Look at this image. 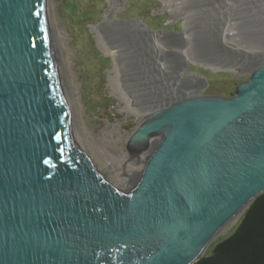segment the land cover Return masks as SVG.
<instances>
[{
	"label": "water",
	"instance_id": "1",
	"mask_svg": "<svg viewBox=\"0 0 264 264\" xmlns=\"http://www.w3.org/2000/svg\"><path fill=\"white\" fill-rule=\"evenodd\" d=\"M123 159L137 182L73 118L45 0H0V264L199 261L264 194V61L148 119Z\"/></svg>",
	"mask_w": 264,
	"mask_h": 264
},
{
	"label": "rangeland",
	"instance_id": "2",
	"mask_svg": "<svg viewBox=\"0 0 264 264\" xmlns=\"http://www.w3.org/2000/svg\"><path fill=\"white\" fill-rule=\"evenodd\" d=\"M112 1L108 18L110 0H45L65 57L64 75L76 96L73 107L92 151L137 182L139 175L129 171L141 166L123 158L147 116L186 96L231 98L262 63L264 0H176L183 5L180 14L167 9L165 0ZM226 27L234 35L224 45ZM96 29L115 57L102 50ZM185 51L207 68L186 60ZM115 76L143 118L114 94L110 77ZM243 214L211 241L206 254L234 231Z\"/></svg>",
	"mask_w": 264,
	"mask_h": 264
},
{
	"label": "trees",
	"instance_id": "3",
	"mask_svg": "<svg viewBox=\"0 0 264 264\" xmlns=\"http://www.w3.org/2000/svg\"><path fill=\"white\" fill-rule=\"evenodd\" d=\"M195 264H264V194L249 206L234 231Z\"/></svg>",
	"mask_w": 264,
	"mask_h": 264
},
{
	"label": "bare ground",
	"instance_id": "4",
	"mask_svg": "<svg viewBox=\"0 0 264 264\" xmlns=\"http://www.w3.org/2000/svg\"><path fill=\"white\" fill-rule=\"evenodd\" d=\"M221 2H224V3H227L228 0H219ZM165 7L168 9V8H171L172 10H176L177 14H180L181 13V10L183 9L181 4L177 3L176 0H165ZM114 8H115V5L113 3L112 0H110V6L106 12V15L107 17H111L113 15V12H114ZM171 11V10H170ZM50 14V13H49ZM178 17V16H177ZM49 19V17H48ZM50 22V20H49ZM201 24V23H200ZM50 26H51V30H52V36H53V41H54V46H55V50H56V54H57V58H58V62H59V65H60V69H61V72H62V77H63V80H64V83H65V87H66V91H67V96H68V100H69V108L71 110V114L73 116V118L76 120V122L78 123V119H77V113H76V108L73 107L75 104H76V96H75V93L73 92V89L70 87V82L67 80V78L65 77L64 75V56L59 52V50H61V48H59L57 46V38H56V35L54 36L53 35V25L50 23ZM96 33H97V39H98V43L100 45V47L102 48V50L105 52V53H108V54H112L114 57H115V52H110V46H107V43L105 42V40L103 39L102 35L100 34V32L98 31V29L95 30ZM234 34L230 31V29H228L226 27V29L224 28V33H223V39L224 41H222V44L224 45H227V41H229L231 39V37L233 36ZM188 51H185L183 53V57L186 58V60L190 61L193 65H200V66H203L205 68H207V63L205 61H200L198 60L195 56H190L187 55ZM117 59V58H116ZM264 61V60H263ZM262 61V62H263ZM114 63L116 64V60L114 58ZM261 62L258 63V65H260ZM257 65V66H258ZM117 68V67H116ZM115 71V70H114ZM66 74V73H65ZM117 75V74H116ZM117 76L115 77H110V83H111V88L114 92L115 95H117L121 100H123L125 103H126V107L125 109L131 113H134L140 117L143 118V114H139L137 112H135V106L134 104L132 103V101L130 100V97L127 96L122 90H120L118 87H117ZM75 90V89H74ZM117 97V98H118ZM191 97H194V96H190V97H183V98H180L179 100L177 101H180L182 99H185V98H191ZM176 101V102H177ZM174 102V103H176ZM174 103H171L170 105L167 106V108L171 107ZM148 119V116L143 120V122L141 123V125L139 126V128L142 127V125L147 121ZM79 124V123H78ZM105 155V154H104ZM107 156V155H105ZM145 165L141 166L140 169L138 170H134L133 168L129 171V174H138L139 177L141 176L142 172H143V169H144ZM139 180V179H138ZM245 212V208L243 210H241L223 229H221V231L218 233V235H222L223 232H225V230H227L234 222H236V220ZM217 235V236H218ZM216 236V237H217ZM209 247V246H208ZM208 247L205 249V253L207 252L208 250Z\"/></svg>",
	"mask_w": 264,
	"mask_h": 264
},
{
	"label": "snow or ice",
	"instance_id": "5",
	"mask_svg": "<svg viewBox=\"0 0 264 264\" xmlns=\"http://www.w3.org/2000/svg\"><path fill=\"white\" fill-rule=\"evenodd\" d=\"M37 16H39V13H36Z\"/></svg>",
	"mask_w": 264,
	"mask_h": 264
}]
</instances>
